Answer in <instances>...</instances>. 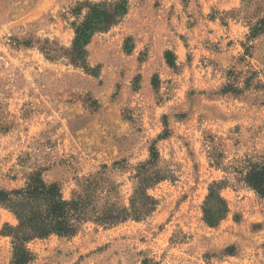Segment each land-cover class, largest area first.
<instances>
[{"label":"rangeland","instance_id":"rangeland-1","mask_svg":"<svg viewBox=\"0 0 264 264\" xmlns=\"http://www.w3.org/2000/svg\"><path fill=\"white\" fill-rule=\"evenodd\" d=\"M85 1L0 0V189L24 185L29 159L70 198L79 178L122 162L128 200L153 147L175 179L149 191L159 207L148 220L37 240L30 264H264V198L209 158L213 146L226 166L264 156V35L249 40L242 0H128L122 23L87 47L93 72L41 52L72 47ZM250 12L264 16V0ZM234 82L242 94L221 93ZM225 179L230 213L210 227L203 205ZM6 223L17 221L0 207V233ZM13 258L0 236V264Z\"/></svg>","mask_w":264,"mask_h":264},{"label":"trees","instance_id":"trees-1","mask_svg":"<svg viewBox=\"0 0 264 264\" xmlns=\"http://www.w3.org/2000/svg\"><path fill=\"white\" fill-rule=\"evenodd\" d=\"M242 2L243 9L247 11L243 19L250 28L249 40L264 35V16L250 12L255 0ZM85 11L84 19L73 24L76 39L72 47L67 50L53 44L56 47L53 48L47 42V47L41 49L47 60L55 62L66 58L76 68L93 72L87 62V47L91 39L95 34L108 32L122 23L129 14V3L128 0H103L101 3L87 0L78 4L71 14L79 18ZM25 45L30 46L29 43ZM221 93L240 95L243 90L234 82L228 84ZM0 131H7V127L0 125ZM209 154L214 167L233 175L237 183L246 185L264 198V156H246L226 166L225 155L217 147L213 146ZM28 160L20 161L24 185L11 191L0 189V207L9 211L17 221L16 225L6 223L0 233L1 237L12 240L13 264H30L35 254L29 245L37 240L53 236L73 238L87 224L112 229L130 221L148 220L159 207V201L149 191L165 181L175 179L170 170L160 167V152L153 147L150 159L132 168L134 188L128 200L123 195L122 184L114 176V172L128 170L122 162L112 166L102 165L97 171L79 178L77 188L72 191L70 198H66L60 183L45 179L47 168L39 163L28 166ZM229 187L233 185L227 179L215 181L209 186L203 212L204 221L210 227H218L230 213L228 202L222 196V191ZM143 264L160 263L146 260Z\"/></svg>","mask_w":264,"mask_h":264}]
</instances>
